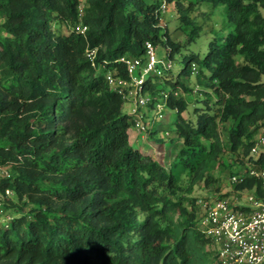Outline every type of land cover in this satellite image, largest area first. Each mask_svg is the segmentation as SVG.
I'll return each instance as SVG.
<instances>
[{"label": "trees", "instance_id": "16d2710c", "mask_svg": "<svg viewBox=\"0 0 264 264\" xmlns=\"http://www.w3.org/2000/svg\"><path fill=\"white\" fill-rule=\"evenodd\" d=\"M163 1L184 43L161 27L160 0H0V166L12 172L0 191L19 200L6 202L0 264H221L197 226L198 198L179 189L214 182L227 149L264 167V151L252 155L264 127V0ZM148 41L173 62L157 76L171 83L169 130L181 141L169 169L131 143L132 115L107 77L128 78L121 57L144 56ZM193 74L206 105L196 120L175 95L192 93L180 77ZM151 77L147 90H163ZM236 189L263 194L257 177Z\"/></svg>", "mask_w": 264, "mask_h": 264}, {"label": "built area", "instance_id": "2783aa9c", "mask_svg": "<svg viewBox=\"0 0 264 264\" xmlns=\"http://www.w3.org/2000/svg\"><path fill=\"white\" fill-rule=\"evenodd\" d=\"M166 7L165 1L162 10ZM75 30L85 33L88 25L80 22ZM94 51L89 56H93ZM127 67L128 78L108 74V80L114 90L122 94L125 101H133L132 126L140 133L152 129L142 120V108L149 104L157 105L160 117L168 104L169 91L163 89L162 104L155 97L147 96V80L149 76H160L164 70L173 65L169 57L160 58L156 46L148 41L142 57L124 55L120 59ZM161 91V90H160ZM176 93V92H175ZM252 149L253 157L261 153L264 136L256 139ZM249 177L260 178L263 194L255 189H236V185ZM12 180L10 166H0V185L3 180ZM230 182L235 185L233 193L209 191L197 200V226L209 239L217 260L221 264H264V167L248 168L234 173ZM16 197L10 187L0 191V225L8 226L13 219V212L7 208L6 199Z\"/></svg>", "mask_w": 264, "mask_h": 264}, {"label": "rangeland", "instance_id": "374dc122", "mask_svg": "<svg viewBox=\"0 0 264 264\" xmlns=\"http://www.w3.org/2000/svg\"><path fill=\"white\" fill-rule=\"evenodd\" d=\"M161 3H164L163 0H160ZM160 25L166 34L170 37L171 40L185 42L186 40V31L184 29V25L182 26L179 20L176 18V14L173 8V4L167 5L165 9L160 14ZM210 26L205 24L203 30L205 31ZM56 29L58 31L66 32L68 27L66 25H57ZM166 36L164 38L166 39ZM192 47H195L192 45ZM168 46L166 44L156 45V53L158 57L165 58L168 50ZM237 61L242 62L241 57H237ZM173 66V65H172ZM195 67V66H194ZM180 66L179 64H174L173 73L177 74ZM152 81L157 83V86L161 89L169 90L171 88V83L166 82L164 77L152 76ZM180 80L185 83L187 86L191 88L192 93L186 92L185 89L178 85L176 88L175 95L177 97H182L186 99L189 103V113L185 112V115L195 119V115L192 113L193 109L196 107L200 110H205L206 105L201 98H204V95H200L198 91V86L196 83L195 74L193 75H183L180 77ZM164 91H159L156 93H152L150 91H146L147 96L155 97L158 99V103L162 104V100L164 99L161 95ZM134 107L133 101H125L124 103V111L128 114H131L132 109ZM157 105L149 104L148 106L142 108V120L146 122V125L151 126L152 129L158 127V132L150 133L148 130L146 133H140L135 130L134 127L130 128V134L132 136L131 139H134V135H138V143L141 147L142 144L145 145L144 151L152 155L156 160H158L161 164L164 165L167 169L170 168L172 162L174 161L178 151L181 148V141L175 135L173 131L169 130V125L174 121L177 116V112L175 109L169 107L168 104L165 105V109L162 112V117L159 116ZM229 122L220 124V134L225 145H229L230 136H229ZM264 136V127H262L257 135L256 139ZM139 147V148H140ZM143 149H141L142 151ZM261 150L264 151V146H262ZM241 158V157H240ZM240 158L237 153H233L228 149L221 155L220 163L213 170L212 174L215 177V181L212 182L209 186H206L203 182H198L193 191L190 194L185 192L187 188V182H183L179 192L183 195H187L189 198L191 197H201L209 191L218 190L219 192L233 193L235 190V185L230 182V177L234 174V172H239L247 167V164L241 163ZM218 188V189H217ZM13 200L18 202V197L7 198L6 201L9 202ZM212 249V247H210Z\"/></svg>", "mask_w": 264, "mask_h": 264}, {"label": "crops", "instance_id": "0c3cea01", "mask_svg": "<svg viewBox=\"0 0 264 264\" xmlns=\"http://www.w3.org/2000/svg\"><path fill=\"white\" fill-rule=\"evenodd\" d=\"M175 119H176V118H175ZM175 119H174V121H175ZM174 121H173V122H174ZM173 122H172V123H173ZM172 123H171V124H172ZM171 124H170L168 127H170ZM155 128L159 130L158 127H155ZM155 128H154V129H155ZM129 134H130V131H129ZM130 136H132V135L130 134ZM138 138H139L138 135H134V139H131V137H130V141H131L132 144L136 145V146L139 148L140 146H139V143H138V142H139V141H138ZM139 149H140V150L143 149L142 152H145V151H144V149H145V145L142 144L141 147H140Z\"/></svg>", "mask_w": 264, "mask_h": 264}]
</instances>
